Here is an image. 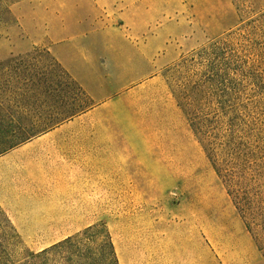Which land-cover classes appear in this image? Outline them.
Segmentation results:
<instances>
[{
  "label": "rangeland",
  "instance_id": "rangeland-1",
  "mask_svg": "<svg viewBox=\"0 0 264 264\" xmlns=\"http://www.w3.org/2000/svg\"><path fill=\"white\" fill-rule=\"evenodd\" d=\"M121 1L116 13L95 0H0V95L14 67L48 64L50 27L61 37L90 17L139 25L149 46L142 81L123 93H87L70 120L56 104V124L20 131L0 148V208L24 244L14 259L99 225L119 264H264L177 98L203 93L212 111L245 113L264 161V0H149L147 10ZM226 39L230 73L183 64ZM36 51V61L24 58Z\"/></svg>",
  "mask_w": 264,
  "mask_h": 264
},
{
  "label": "trees",
  "instance_id": "trees-1",
  "mask_svg": "<svg viewBox=\"0 0 264 264\" xmlns=\"http://www.w3.org/2000/svg\"><path fill=\"white\" fill-rule=\"evenodd\" d=\"M10 14V12L8 11ZM229 39L218 41L186 59L183 64L211 69L223 65L230 73L235 50ZM43 67L29 63L25 71L14 67L0 95V148L20 131L37 124L50 127L59 120L56 104L67 107L62 120L83 112L89 95L50 54ZM41 53L24 58L36 61ZM37 56V57H36ZM215 68V69H214ZM178 103L190 127L204 149L215 173L264 256V161L257 151L246 123V114L235 109L210 110L203 93H178ZM228 100L231 94L228 93ZM24 245L12 222L0 208V264H119L110 233L104 226L83 231L22 261L14 259L16 249ZM15 260V261H14Z\"/></svg>",
  "mask_w": 264,
  "mask_h": 264
},
{
  "label": "crops",
  "instance_id": "crops-1",
  "mask_svg": "<svg viewBox=\"0 0 264 264\" xmlns=\"http://www.w3.org/2000/svg\"><path fill=\"white\" fill-rule=\"evenodd\" d=\"M99 7L107 6L119 13L121 0H95ZM139 2L142 10L148 9L149 0H134ZM126 14V12H123ZM127 15V14H126ZM115 22V20H112ZM137 21H143L138 18ZM86 25L82 30L75 32L61 28L63 36L54 27H50L46 34L50 40L48 51L83 88L86 93H123L127 83L142 81L148 75L149 46L143 38L145 30L137 26L127 30L124 25H96L95 18L90 17L83 21ZM95 24V25H93ZM132 34L135 47L127 37ZM159 33V32H157ZM143 38V39H142ZM158 37L153 42L158 43ZM132 39V41H133ZM28 48L26 51L32 50ZM11 54L21 51L13 48ZM134 69L137 71L134 77ZM120 90L112 92L113 84Z\"/></svg>",
  "mask_w": 264,
  "mask_h": 264
}]
</instances>
